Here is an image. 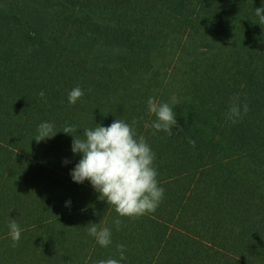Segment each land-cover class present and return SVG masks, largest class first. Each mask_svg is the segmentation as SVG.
Returning <instances> with one entry per match:
<instances>
[{
  "label": "trees",
  "instance_id": "1",
  "mask_svg": "<svg viewBox=\"0 0 264 264\" xmlns=\"http://www.w3.org/2000/svg\"><path fill=\"white\" fill-rule=\"evenodd\" d=\"M262 6L0 0V264H98L119 260L121 244L120 264H264ZM77 86L84 96L73 105ZM173 95L180 127L153 134L148 99ZM237 95L243 118L233 124L226 113ZM116 119L137 121L165 190L154 213L135 219L70 175L82 154L62 129L84 138L85 128ZM43 122L58 132L37 142ZM91 223L111 229L108 247L88 234Z\"/></svg>",
  "mask_w": 264,
  "mask_h": 264
},
{
  "label": "clouds",
  "instance_id": "2",
  "mask_svg": "<svg viewBox=\"0 0 264 264\" xmlns=\"http://www.w3.org/2000/svg\"><path fill=\"white\" fill-rule=\"evenodd\" d=\"M264 6L255 9V15L259 18V24H264ZM255 22V21H254ZM44 96V92L39 94ZM84 96V90L79 86L73 88L68 100L70 104H76ZM148 111L156 117L151 125L155 131H163L168 136L173 134V128H179L174 106L180 104L175 95L171 102L158 103L154 98L147 101ZM249 107L243 105V114H247ZM226 118L233 124L242 120L239 96L232 98V103L226 113ZM133 120L131 124L124 120L116 119L111 125L105 127L97 124L95 128H85L83 137L76 135L77 128L68 125L62 131L73 134L72 152L82 154V158L71 170L70 175L74 182L83 183L89 181L99 193L98 199L106 200L108 205L114 207L119 217L139 218L154 213L162 202L164 189L157 179L158 171L155 167L156 155L143 135H138ZM183 130L180 128V131ZM58 131H54L51 123L43 122L38 126V134L34 137L37 142L45 138H52ZM195 147V141L189 140ZM68 161L66 160L65 163ZM117 230H120L122 220H113ZM9 235L12 247H17L21 239L22 229L13 219L9 222ZM87 232L94 237L102 247H108L111 243L112 231L106 225L98 226L91 223ZM120 253L119 260L109 258L100 260L98 264H120L125 260V246L117 245Z\"/></svg>",
  "mask_w": 264,
  "mask_h": 264
}]
</instances>
